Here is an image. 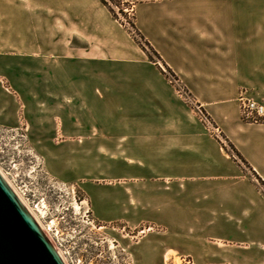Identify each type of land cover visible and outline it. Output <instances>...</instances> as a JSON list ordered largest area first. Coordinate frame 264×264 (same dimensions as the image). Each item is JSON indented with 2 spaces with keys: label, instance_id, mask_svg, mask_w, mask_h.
<instances>
[{
  "label": "rangeland",
  "instance_id": "1",
  "mask_svg": "<svg viewBox=\"0 0 264 264\" xmlns=\"http://www.w3.org/2000/svg\"><path fill=\"white\" fill-rule=\"evenodd\" d=\"M114 9L98 47L39 21L36 57L0 52L1 172L68 264H264V183Z\"/></svg>",
  "mask_w": 264,
  "mask_h": 264
},
{
  "label": "crops",
  "instance_id": "2",
  "mask_svg": "<svg viewBox=\"0 0 264 264\" xmlns=\"http://www.w3.org/2000/svg\"><path fill=\"white\" fill-rule=\"evenodd\" d=\"M123 1L161 61L264 183V122L243 121L238 102L241 90L264 99V0ZM39 21L47 40L81 39L91 47L119 30L100 0H0V52L36 57ZM13 86L37 94L32 76Z\"/></svg>",
  "mask_w": 264,
  "mask_h": 264
},
{
  "label": "water",
  "instance_id": "3",
  "mask_svg": "<svg viewBox=\"0 0 264 264\" xmlns=\"http://www.w3.org/2000/svg\"><path fill=\"white\" fill-rule=\"evenodd\" d=\"M0 264H65L1 172Z\"/></svg>",
  "mask_w": 264,
  "mask_h": 264
},
{
  "label": "built area",
  "instance_id": "4",
  "mask_svg": "<svg viewBox=\"0 0 264 264\" xmlns=\"http://www.w3.org/2000/svg\"><path fill=\"white\" fill-rule=\"evenodd\" d=\"M132 5L123 9L126 13L133 11ZM239 109L241 119L245 122H264V99H257L241 90L238 95ZM16 192V191H15Z\"/></svg>",
  "mask_w": 264,
  "mask_h": 264
},
{
  "label": "trees",
  "instance_id": "5",
  "mask_svg": "<svg viewBox=\"0 0 264 264\" xmlns=\"http://www.w3.org/2000/svg\"><path fill=\"white\" fill-rule=\"evenodd\" d=\"M103 5H105L107 7V9L110 11V13L112 14V16L118 20L117 17V12L114 9V6L118 7V12L123 13V4H125L126 2H124L123 0H100ZM131 27L133 28L134 32L136 35H138L140 37V39H142L146 46L150 49V51H152L160 60L161 58L159 57V55L156 53V51L149 45V43L145 40V38L143 37V35L138 31V29L136 28L134 22L131 23ZM164 64V63H163ZM165 65V64H164ZM166 66V65H165ZM166 68L177 78V76L171 71L170 68H168L166 66ZM226 141L229 143L231 149L235 152V154L238 156L239 159H241L245 164H247V162L243 159V157L238 153V151L235 149V147L233 146L232 143L229 142V140L227 138H225ZM248 165V164H247ZM249 166V165H248Z\"/></svg>",
  "mask_w": 264,
  "mask_h": 264
},
{
  "label": "bare ground",
  "instance_id": "6",
  "mask_svg": "<svg viewBox=\"0 0 264 264\" xmlns=\"http://www.w3.org/2000/svg\"><path fill=\"white\" fill-rule=\"evenodd\" d=\"M1 172V170H0ZM1 174L4 176V178L7 180V182L11 185V187L14 189V191L17 192V190L14 188V186L9 182V180L5 177V175L1 172ZM19 198L21 199V201L23 202V204L27 207V209L31 212V214L33 215V217L37 220V222L39 223V225L41 226V228L45 231V229L43 228V225L40 223V221L38 220V218L35 216V214L32 212L31 208L27 205V203L21 198V196L18 194ZM45 233L47 234V236L49 237V239L51 240V242L53 243V245L55 246V248L57 249V251L59 252L61 258L63 259L65 264H68L65 257L63 256L62 252L56 247L55 243L53 242L52 238L49 236V234L45 231Z\"/></svg>",
  "mask_w": 264,
  "mask_h": 264
}]
</instances>
